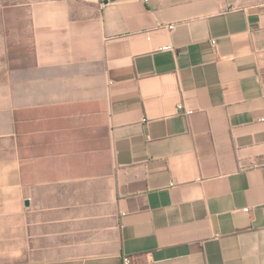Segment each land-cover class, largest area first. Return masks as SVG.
I'll return each instance as SVG.
<instances>
[{
	"label": "crops",
	"instance_id": "crops-1",
	"mask_svg": "<svg viewBox=\"0 0 264 264\" xmlns=\"http://www.w3.org/2000/svg\"><path fill=\"white\" fill-rule=\"evenodd\" d=\"M263 117L264 0H0V264H264Z\"/></svg>",
	"mask_w": 264,
	"mask_h": 264
},
{
	"label": "built area",
	"instance_id": "built-area-1",
	"mask_svg": "<svg viewBox=\"0 0 264 264\" xmlns=\"http://www.w3.org/2000/svg\"><path fill=\"white\" fill-rule=\"evenodd\" d=\"M212 43H214V40H212ZM161 49L162 50H171L172 48L170 46H163ZM177 107H178L179 110L183 109V105L182 104H179ZM190 112H191L190 110L186 111V113H190ZM261 120L264 121V117L261 118ZM243 210L247 211V208H244ZM122 264H133V257L132 256H124L122 258Z\"/></svg>",
	"mask_w": 264,
	"mask_h": 264
},
{
	"label": "rangeland",
	"instance_id": "rangeland-1",
	"mask_svg": "<svg viewBox=\"0 0 264 264\" xmlns=\"http://www.w3.org/2000/svg\"><path fill=\"white\" fill-rule=\"evenodd\" d=\"M14 202H10V200L6 203L7 205H8V207L10 208L11 207V205H14L13 204ZM9 252H10V249L8 250Z\"/></svg>",
	"mask_w": 264,
	"mask_h": 264
}]
</instances>
